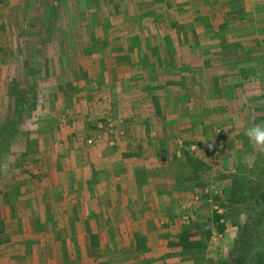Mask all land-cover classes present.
Here are the masks:
<instances>
[{
	"label": "crops",
	"instance_id": "0c3cea01",
	"mask_svg": "<svg viewBox=\"0 0 264 264\" xmlns=\"http://www.w3.org/2000/svg\"><path fill=\"white\" fill-rule=\"evenodd\" d=\"M129 3H134L133 12L121 10L122 15L132 16L128 29L117 28L113 22L110 29L103 30L102 25L93 29L97 38H114L115 44L104 48L117 57H105L108 70L101 76L95 74L96 87L83 91L86 95L82 110L76 112L81 113L77 117L79 127L92 125L98 119L104 118L105 123L112 120L119 129L117 132L120 131L118 140L110 148L97 147L102 151L96 153L76 144L77 140H68L70 126H61L57 132L58 126L45 127L41 118L34 117L66 118L64 113L32 114L31 130L53 137L47 142L41 137L30 148L24 140V144L14 146L17 142L14 140L9 145L11 165L4 164L6 153L0 159V264L189 262L182 255L167 257L168 241L160 239L154 231L180 226L181 211L172 203L188 197L183 189L177 192L179 185L187 184L178 169L177 173L170 169L167 155L182 147L190 135L203 139L205 131L199 125L212 123L204 118L213 117L209 112L221 100L216 96V86L225 80L231 58L248 53L249 33L257 34L264 26L256 24L255 32L249 31L245 22L250 9L245 0H152L147 9L141 1L125 2L127 6ZM152 10L161 11L153 23L149 15ZM121 20L122 17L118 23ZM165 21L174 23L170 30L175 36L181 32L193 36L203 28L200 37L223 36L234 39V46L224 51L219 47L221 44H209L211 50L190 44L168 46L165 43L169 29L158 27ZM153 37L163 39L156 44ZM257 44L253 40L250 45L258 48ZM201 52L212 57L202 68L197 67V76L205 83L203 92L195 88L196 91L188 93L172 86L182 76H191L190 72L195 75L197 63L185 61L183 54H191L196 60ZM136 53L144 54L150 62L141 58L142 67L138 68L133 61ZM226 53L228 57L223 60ZM154 59L164 65L166 72L155 71L152 76H146V70L156 68L151 64ZM217 63L221 67L218 74L210 72ZM219 74L220 78L215 79ZM0 84L6 85L4 76H0ZM7 100L0 90V106L1 101L7 103ZM1 109L0 142L8 130L29 131L24 130L23 124L7 128V109L4 107L3 113ZM71 113L74 112H67ZM214 125L215 121L210 127ZM55 132L57 136L53 140ZM1 143L6 148L5 141ZM12 160L19 166L14 168ZM171 212L173 218L168 215Z\"/></svg>",
	"mask_w": 264,
	"mask_h": 264
},
{
	"label": "rangeland",
	"instance_id": "374dc122",
	"mask_svg": "<svg viewBox=\"0 0 264 264\" xmlns=\"http://www.w3.org/2000/svg\"><path fill=\"white\" fill-rule=\"evenodd\" d=\"M138 1L146 9L152 3V0ZM125 2L127 0H109L107 4H102L101 0H0V76L6 78V85L0 84V90L2 96L8 98L7 103L1 101L0 109L3 107L2 113L4 107L7 109V128L23 124L24 130H29L16 133L7 129L2 134L6 148L1 141L0 159L6 153L4 164L11 165L9 145L12 141H17L15 146L24 140L30 148L43 138L46 142L52 140L53 136L45 137L47 133L37 134L31 130L35 112H43V115L54 111L64 113L66 118L37 117L36 114L34 117L41 118L45 127L58 126L57 132L61 126H70L68 140H77L79 143L76 144L93 152H101L99 146L110 148L116 144L120 131L117 132L119 129L112 120L105 123L104 118L98 119L92 125L79 127L77 117L81 113L76 112L82 110L86 95L83 91L96 87L95 74L98 72L101 76L108 70L105 57H117L113 51L105 52V46L115 44L114 38H110L112 41L97 38L93 29L99 25L103 30L110 29L112 22L117 23V28L128 29L132 16L122 15L121 10L130 13L134 3L127 6ZM245 3L250 9L245 23L249 31L255 32L256 24H261L257 27L264 26V0H245ZM160 12L152 10L149 13L152 23ZM120 17L122 20L118 23ZM173 24L165 21L158 26L169 29L165 43L168 46L190 44L211 50L210 45L221 44L219 47L224 51L234 43V39L223 36L200 37L203 28H200L201 32L196 30L193 36L182 32L175 36L176 33L170 30ZM249 34L246 39L250 48L248 53L234 56V60L231 58L229 69L224 73V84L221 82L216 86V96L221 100L215 102V108L209 112L213 117L204 118L212 123L199 125L205 131L203 139L190 135L182 147L174 148L167 155L170 169L175 173L178 169L187 184L179 185L177 192L183 189L188 197L178 199V202L173 198L174 202L168 204L179 207L181 225L154 231L160 239L168 241L167 257L182 255L189 258L188 264H241L249 251L261 244L263 250L257 253V264H264V150L244 134L252 124L264 122V56L261 58L264 27L257 34ZM160 39L163 38L153 37L156 44ZM253 40L258 42V48L250 45ZM205 52H201L196 60L191 54H183L185 61L197 63L195 75L190 72L191 76H182L179 81H173L172 86L188 93L203 90L205 83L201 76L198 78L197 67L202 68L208 58L212 59ZM141 58L144 54L133 56L138 68L142 67ZM154 61L151 64L159 69L146 70V76H152L155 71L166 72L160 61ZM214 66L210 72L218 74L219 63ZM124 71L129 72V69ZM209 129L212 133L207 134ZM57 132L53 134V140ZM12 165L14 168L19 166L13 160ZM171 214L168 215L173 218V212Z\"/></svg>",
	"mask_w": 264,
	"mask_h": 264
},
{
	"label": "clouds",
	"instance_id": "9594fccd",
	"mask_svg": "<svg viewBox=\"0 0 264 264\" xmlns=\"http://www.w3.org/2000/svg\"><path fill=\"white\" fill-rule=\"evenodd\" d=\"M244 134L254 145L264 150V122L252 124L245 129Z\"/></svg>",
	"mask_w": 264,
	"mask_h": 264
},
{
	"label": "trees",
	"instance_id": "16d2710c",
	"mask_svg": "<svg viewBox=\"0 0 264 264\" xmlns=\"http://www.w3.org/2000/svg\"><path fill=\"white\" fill-rule=\"evenodd\" d=\"M20 108V107H19ZM264 223V222H263ZM262 223V226H264V224ZM263 250V246L262 244L260 245L259 248L257 249H253L251 251H249V253L247 254V256L245 257V261L242 259L241 260V264H257L258 262V256L257 253L260 251L262 252Z\"/></svg>",
	"mask_w": 264,
	"mask_h": 264
}]
</instances>
